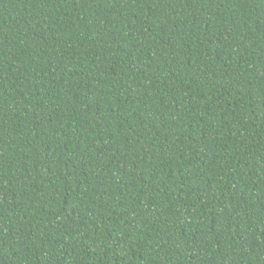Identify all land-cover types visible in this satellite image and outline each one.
<instances>
[{
	"label": "trees",
	"instance_id": "16d2710c",
	"mask_svg": "<svg viewBox=\"0 0 264 264\" xmlns=\"http://www.w3.org/2000/svg\"><path fill=\"white\" fill-rule=\"evenodd\" d=\"M0 264H264V0H0Z\"/></svg>",
	"mask_w": 264,
	"mask_h": 264
}]
</instances>
